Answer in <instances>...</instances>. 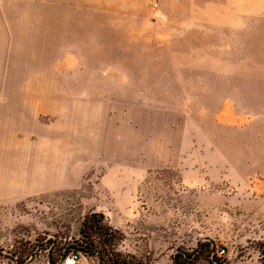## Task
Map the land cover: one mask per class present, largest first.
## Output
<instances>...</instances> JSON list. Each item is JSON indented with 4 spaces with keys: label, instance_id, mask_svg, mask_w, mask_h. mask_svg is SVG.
I'll return each instance as SVG.
<instances>
[{
    "label": "rangeland",
    "instance_id": "374dc122",
    "mask_svg": "<svg viewBox=\"0 0 264 264\" xmlns=\"http://www.w3.org/2000/svg\"><path fill=\"white\" fill-rule=\"evenodd\" d=\"M60 18L86 31L49 59L65 92L23 94L21 33ZM7 104L38 134L0 169L38 183L0 175V264H264V0H0Z\"/></svg>",
    "mask_w": 264,
    "mask_h": 264
},
{
    "label": "crops",
    "instance_id": "0c3cea01",
    "mask_svg": "<svg viewBox=\"0 0 264 264\" xmlns=\"http://www.w3.org/2000/svg\"><path fill=\"white\" fill-rule=\"evenodd\" d=\"M56 21V23H53L52 21L50 23L45 22V24L40 23L41 30H36V32L32 35L21 33L19 43L24 42L28 44L33 39L37 41L36 44L33 45L35 46L36 55L38 54V57L41 58V60L36 62L35 67L44 68V66H46V68L43 69L41 75L37 76L39 78H42L44 81L42 79H39V82L41 81V83L35 85L33 78L29 77L27 81V87L23 90V94H55L65 92L63 86H61L60 84H55L57 78L52 73V70L49 71V69L47 68V65L50 61L49 59L53 57L55 48L58 46L59 41L56 42L57 40H63L64 38L68 40V37H77L78 43L80 45V42L85 43L86 31L84 25L80 27V23L73 22L71 26L72 29L70 31L67 19L64 20V18H60ZM21 26H28L27 28H32V25L30 26L29 21L25 18H23V20L21 21ZM30 36H32V39ZM29 54L30 53L27 52L21 53V58L26 59ZM14 78L16 81V76ZM25 101L34 108L35 103L33 104V102L28 99H26ZM13 109L18 110V107L14 108L9 104L3 107V119L1 120L0 126V143L3 144V147L6 148V150H8L9 152L14 151L15 146H17L18 144L11 138V135L13 136L15 132L19 131L23 134L37 132L38 134V124L35 122L33 116L25 113H23V116H21L18 111H14ZM4 112H8V117H6V114ZM6 127H8V129H6ZM19 145L21 146L22 144ZM26 166L30 167L31 169H26ZM23 167L24 169H20L19 167H13L14 169H0V175L4 174L7 176L9 175L10 177L12 176L13 184H16L18 181L25 182L27 185L38 183V163L36 168H33V166L29 164V162L27 163V165L24 164ZM16 176H19V178H16Z\"/></svg>",
    "mask_w": 264,
    "mask_h": 264
},
{
    "label": "built area",
    "instance_id": "2783aa9c",
    "mask_svg": "<svg viewBox=\"0 0 264 264\" xmlns=\"http://www.w3.org/2000/svg\"><path fill=\"white\" fill-rule=\"evenodd\" d=\"M78 258L76 253L71 252L64 260L63 264H74Z\"/></svg>",
    "mask_w": 264,
    "mask_h": 264
},
{
    "label": "trees",
    "instance_id": "16d2710c",
    "mask_svg": "<svg viewBox=\"0 0 264 264\" xmlns=\"http://www.w3.org/2000/svg\"><path fill=\"white\" fill-rule=\"evenodd\" d=\"M206 243H200L199 246L202 247L203 245H205ZM70 247L68 246L64 252H63V255H65L68 251H69ZM115 264L117 263L116 261L114 262Z\"/></svg>",
    "mask_w": 264,
    "mask_h": 264
}]
</instances>
